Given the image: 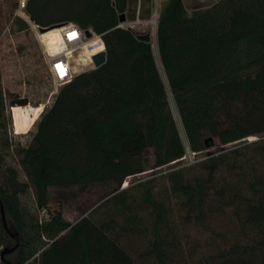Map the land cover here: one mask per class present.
I'll use <instances>...</instances> for the list:
<instances>
[{
	"label": "trees",
	"instance_id": "1",
	"mask_svg": "<svg viewBox=\"0 0 264 264\" xmlns=\"http://www.w3.org/2000/svg\"><path fill=\"white\" fill-rule=\"evenodd\" d=\"M152 2L26 0L24 13L38 27L68 22L102 35L106 62L60 88L26 146L13 145L6 107L30 103H6L0 78V200L19 240L6 259L148 264L136 262L132 237L146 242L153 264H172L183 252L181 219L209 235L211 252L197 264H264V0H218L190 12L183 0H163L157 59L151 42L118 22L120 14L148 20ZM212 146L221 149L103 195L74 224L50 209L48 189L120 184L144 171L147 151L152 168H162L182 160L186 148L200 155ZM9 155L23 181L6 164ZM27 187L38 190L32 208L19 198ZM7 245L15 242L0 220V250Z\"/></svg>",
	"mask_w": 264,
	"mask_h": 264
},
{
	"label": "rangeland",
	"instance_id": "2",
	"mask_svg": "<svg viewBox=\"0 0 264 264\" xmlns=\"http://www.w3.org/2000/svg\"><path fill=\"white\" fill-rule=\"evenodd\" d=\"M26 0H0V78L1 86L4 93L5 102L8 103L13 98H26L29 101L31 107H41V112L52 105L55 96L51 95L52 84L48 75L47 66L44 62V56L42 54V47L36 39L30 22L26 20L28 17L24 13L23 8H20V2ZM218 0H183L184 7L187 12L198 8H207L217 2ZM163 3V0H153L152 12L148 20L136 24L133 26L132 31L136 34L151 33V44L154 51L155 59H157V53L155 48V27L153 21L158 17V11ZM156 10V18H155ZM24 13V14H23ZM27 17V18H26ZM26 18V19H25ZM16 19H20L26 25V29H21L20 25L16 23ZM142 21V20H141ZM128 21L122 26L127 28ZM159 65V64H158ZM160 67V65L158 66ZM86 70H91L89 67H85ZM160 70V68H159ZM161 76L162 71L160 72ZM80 73H76L78 75ZM164 80V78H163ZM167 97L169 100L170 108L174 115L176 122L178 123V117L172 96L167 90ZM6 114L10 118V124L8 125V135L12 140L13 145L19 143L22 146H26L32 134L35 131V124L39 119H36L30 130L25 134H15L12 126V118L10 108L6 107ZM178 126V125H177ZM178 129L184 140L181 127ZM257 140L256 137H252L246 140V142H252ZM243 143L236 144L241 145ZM235 147V146H233ZM227 146L228 150L233 148ZM221 148L212 146L206 150L203 154L196 155L191 153L186 148L185 157L169 166L162 168H152V152L147 151L144 155V171L136 176L127 178L120 184L106 183L101 185H94L88 187H66V188H51L46 190L51 197L52 202L50 209H59L63 217L69 222H74L82 215V213L93 205L100 197L110 193L115 189H124L132 184L149 180L150 178L163 175L164 173L184 167L192 164L194 160L202 159L207 155H214L219 152ZM11 151V150H10ZM6 164L13 166L19 172V179L24 180V176L21 173L20 167L17 163V159L12 155L6 158ZM24 193L19 194L21 203L29 208H32L33 196L38 192L36 188L27 187L24 188ZM41 216L43 213H40ZM177 222L182 228L181 240L183 244V252L180 259H175L172 264H197L196 259L202 257L211 252L209 248L210 239L209 235L205 232H198L196 228L189 226L188 224H182L181 219H177ZM8 231L14 235L11 225L9 224ZM129 244L137 250L136 262L144 260L148 264H153L149 255H146V242L138 241L136 243L134 238H130Z\"/></svg>",
	"mask_w": 264,
	"mask_h": 264
},
{
	"label": "built area",
	"instance_id": "3",
	"mask_svg": "<svg viewBox=\"0 0 264 264\" xmlns=\"http://www.w3.org/2000/svg\"><path fill=\"white\" fill-rule=\"evenodd\" d=\"M24 5V1H21L20 8H23V10ZM156 14L155 10V15ZM26 20H28V18ZM141 22L143 21L137 16L134 21L127 23V28L132 30L134 25L140 24ZM153 23L156 25V20H154ZM30 24L32 23L30 22ZM119 26L123 27L122 25ZM31 28L42 47L44 62L47 66L48 75L52 84V96H56L60 88L68 84L73 77L76 76V73L89 71L86 70L85 67L94 70L95 68L93 66L92 58L105 52L102 35H97L90 29H81L73 23L66 22L61 27L57 28L59 30L58 34L60 36V41L58 48L53 51L42 42L41 34L38 31L39 27L32 24ZM86 31L91 34L90 37H86ZM197 161L198 160H194L191 163L193 164Z\"/></svg>",
	"mask_w": 264,
	"mask_h": 264
},
{
	"label": "bare ground",
	"instance_id": "4",
	"mask_svg": "<svg viewBox=\"0 0 264 264\" xmlns=\"http://www.w3.org/2000/svg\"><path fill=\"white\" fill-rule=\"evenodd\" d=\"M156 18V15H155ZM156 20V19H155ZM58 29L54 28L41 33L42 42H44L50 50H56L60 41ZM41 112V107H31L29 105L25 107L14 106L10 108L12 126L15 134L27 133L32 125L35 123Z\"/></svg>",
	"mask_w": 264,
	"mask_h": 264
},
{
	"label": "water",
	"instance_id": "5",
	"mask_svg": "<svg viewBox=\"0 0 264 264\" xmlns=\"http://www.w3.org/2000/svg\"><path fill=\"white\" fill-rule=\"evenodd\" d=\"M118 22H119V25H122L126 22V18L124 16V14H120L119 17H118ZM66 22H62V23H58V24H53L49 27H39L38 28V31L39 33H44L48 30H51V29H54V28H59L61 27L62 25H64ZM155 23V22H154ZM132 33L134 34L135 38L140 41V42H144V43H150L151 42V33L150 32H147L145 34H136L134 31H132ZM85 35L86 37H90V33L88 31L85 32ZM92 62H93V66L95 69L101 67L102 65L105 64L106 62V53L105 52H102L96 56H94L92 58ZM0 220H1V224L3 226V228L5 229V231L9 234V236L11 237V239L15 242V245L12 246V247H9L8 245L5 246L4 248H2L0 250V261L3 262L4 264H16L8 259L5 258L6 255L12 253L15 251V249L18 247L19 245V240H18V237L16 234L12 235L10 234V232L8 231V228H7V220H6V217H5V214H4V210H3V206H2V203H1V200H0Z\"/></svg>",
	"mask_w": 264,
	"mask_h": 264
},
{
	"label": "crops",
	"instance_id": "6",
	"mask_svg": "<svg viewBox=\"0 0 264 264\" xmlns=\"http://www.w3.org/2000/svg\"><path fill=\"white\" fill-rule=\"evenodd\" d=\"M75 223V221L74 222H72V224H74Z\"/></svg>",
	"mask_w": 264,
	"mask_h": 264
}]
</instances>
